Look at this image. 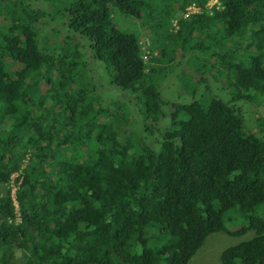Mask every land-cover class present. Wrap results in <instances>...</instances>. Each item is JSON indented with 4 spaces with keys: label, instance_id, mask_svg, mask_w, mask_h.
Masks as SVG:
<instances>
[{
    "label": "trees",
    "instance_id": "1",
    "mask_svg": "<svg viewBox=\"0 0 264 264\" xmlns=\"http://www.w3.org/2000/svg\"><path fill=\"white\" fill-rule=\"evenodd\" d=\"M49 1L0 8V264H187L220 231L254 234L224 264H264V138L239 106L245 93L264 101V0H54L64 19L52 38L42 32L58 41L44 52ZM188 4L200 12L183 19ZM114 12L153 25L148 63ZM88 60L110 65L113 108ZM176 69L191 75L178 76L188 103L158 90V74ZM209 79L230 102L197 95Z\"/></svg>",
    "mask_w": 264,
    "mask_h": 264
},
{
    "label": "rangeland",
    "instance_id": "2",
    "mask_svg": "<svg viewBox=\"0 0 264 264\" xmlns=\"http://www.w3.org/2000/svg\"><path fill=\"white\" fill-rule=\"evenodd\" d=\"M219 3H220V0H209L205 8L208 10L212 8L219 9L220 8ZM3 5L4 7L6 6L7 8L10 6H15L17 10L21 11L22 5H26V0H0V8ZM191 6H194V5L188 4L185 9H188ZM195 8H196L195 12L193 13L195 14L199 13L200 10L197 7ZM47 13L50 15L48 16V18H52L53 22L47 23L45 28L40 27V26L38 27L39 46L44 52L52 51L51 49H54L55 46L58 44V41L56 39H51L50 42H47L46 40H42L44 38V35L48 38H52L55 33L54 27L58 26L59 23L64 19V17L57 16L59 15L60 12L58 10V5L56 4V1L54 0L48 2ZM111 15H112L114 24H116L117 28L120 31L124 33H133V34L138 33L139 34V40H140L141 50H142V58L144 59L146 63H148L150 56L151 55L155 56L158 52L157 50L160 49L159 47L156 49L157 42H155V39H157V35L155 37L152 31L153 25L151 24L152 30L145 28V27L141 28V27H138V20H133L132 18H128L124 15H121L115 12ZM3 16H4L3 14H0V24L2 25L6 24L5 22L2 21ZM23 24L26 25V23H23ZM44 29L47 32L43 35L42 32L44 31ZM187 55L188 57L194 56L192 53H188ZM179 64H182V62L176 63V65H179ZM88 66L91 69V72H93L94 79H95L94 83L97 84L95 90L97 94L101 97L102 104L105 107L113 108L112 104L115 102L118 94L114 92L112 90L111 85H109L110 77H111L110 65L107 64L105 61L88 60ZM184 67H188V66H184ZM181 70L176 69L171 72L167 71L161 75L159 73L158 74L159 77L157 76L158 90L162 98L167 100L169 103H172V102L188 103L193 97L192 94L190 93L191 90L188 92L185 91L178 77V76H183L185 78H188L191 75L189 72L181 71ZM108 71L110 73H108ZM203 93L214 94L218 96L224 102H230L231 97H232L231 88L230 89L227 88L224 84H222L220 81H216L215 79H209L207 82L202 83L197 87V95L203 94ZM245 97L249 101H242L239 103V106L241 108V111L243 113V118L245 121V129L248 131L255 132V134L259 138L261 137L264 138V101H258L255 99V97L250 96L248 93H245ZM109 99L111 101H108ZM129 104H130V100H129ZM135 108L139 109V105L135 106ZM137 118L141 124H144V121L139 116V114ZM120 127H121L120 130H124L126 132H127V129L128 131H130L131 129L130 123H123L120 125ZM75 151L77 154H79V150L78 151L75 150ZM20 169H23V165H21ZM16 176L17 175H12L11 182L14 181L15 179L17 180L19 176L17 177ZM9 185L11 186V183ZM9 185L7 186L9 187ZM13 187L15 188L12 191L11 196L13 199H15V197L17 196L16 193L19 188L17 184L15 185V183L12 184L11 188ZM1 189L3 190V188ZM2 190H0V194L4 192ZM15 205H16V209L18 210V203L16 200H15ZM251 236H254L252 232L246 233V235L244 236L230 235L224 231L213 233L207 237L204 244L195 253V255L188 261L187 264H223L222 259H221L222 252L226 248L233 246L235 244H238L242 241H245ZM19 256H20V252L17 251L16 257H19Z\"/></svg>",
    "mask_w": 264,
    "mask_h": 264
},
{
    "label": "built area",
    "instance_id": "3",
    "mask_svg": "<svg viewBox=\"0 0 264 264\" xmlns=\"http://www.w3.org/2000/svg\"><path fill=\"white\" fill-rule=\"evenodd\" d=\"M195 9H196L195 6H191L190 8L186 9V14H185V16H187V15H189V14H193V12H195ZM173 26H177V25H176V21L173 22ZM21 173H22V172H20V171L18 170L17 172L13 173L12 175H17V176H19V178H21V176H20ZM12 175H11V177H12ZM17 176H16V177H17ZM11 177H10L9 184L11 183V186H12V184L15 183V185L17 184V186H18V188H19V183H20V181H17V180L15 179L14 181L11 182ZM16 177H15V178H16ZM9 184H8V185H9ZM11 186L9 185V187H10V193H12V191H13L14 188H15V187L11 188ZM15 200H16V197H15V199H13L12 196H11V201L13 202V205H14V214H13L12 217H9V220L13 221V222L16 223V224H19V223L22 222V218H21V214H20L19 206H18V210L16 209ZM16 201H17V200H16Z\"/></svg>",
    "mask_w": 264,
    "mask_h": 264
},
{
    "label": "clouds",
    "instance_id": "4",
    "mask_svg": "<svg viewBox=\"0 0 264 264\" xmlns=\"http://www.w3.org/2000/svg\"><path fill=\"white\" fill-rule=\"evenodd\" d=\"M209 1V0H208ZM208 3V2H207ZM207 5V4H206ZM219 6H220V3H219ZM185 14H186V9L184 10V12L183 13H181V15H180V17L181 18H183V19H186V18H188V17H190V15H193V14H195V13H193V14H189V15H187V16H185ZM174 21H176V25L178 24V18H174V19H172L171 20V25L173 26V22ZM15 173V172H14ZM19 178V177H18ZM19 181H20V183H21V181H22V173H21V180H20V178H19ZM224 264V263H223Z\"/></svg>",
    "mask_w": 264,
    "mask_h": 264
},
{
    "label": "bare ground",
    "instance_id": "5",
    "mask_svg": "<svg viewBox=\"0 0 264 264\" xmlns=\"http://www.w3.org/2000/svg\"><path fill=\"white\" fill-rule=\"evenodd\" d=\"M116 132H117V131H116ZM9 222L11 223V222H13V221L10 220ZM13 223H14V222H13ZM14 224L17 225L16 223H14ZM19 224H20V223H19Z\"/></svg>",
    "mask_w": 264,
    "mask_h": 264
}]
</instances>
